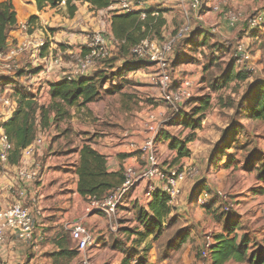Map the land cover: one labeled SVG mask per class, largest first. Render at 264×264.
<instances>
[{
    "label": "crops",
    "instance_id": "crops-1",
    "mask_svg": "<svg viewBox=\"0 0 264 264\" xmlns=\"http://www.w3.org/2000/svg\"><path fill=\"white\" fill-rule=\"evenodd\" d=\"M4 1L7 0H0V3ZM132 1L134 5L133 12H141L142 19L146 17L145 13L151 11H154L152 14L153 16L159 14L162 15V18L165 20V24L161 30L162 37L166 36L169 32H172L173 25L180 24V22L183 21L188 14V11L185 9L186 7L182 5L179 0ZM12 2L17 12L19 27L11 32L10 39L7 44V50L0 54V70L5 69V72L1 71L0 73H11L14 71L11 69L12 66L19 67L20 71L26 67L31 74H25L22 77H17L16 75L15 77H8L9 79H13L20 87L22 85L19 84V79H30V85L38 82V80H41L37 79V76L34 75L35 71L29 68L31 64H38V62H41L40 64H42V58L46 56L50 57L53 54L59 56V54H56V51L61 52L62 54L70 55L78 53L81 51L79 46L83 44L84 39H78L77 36L74 35L66 37L65 35L55 33L51 36V34L48 33V29L52 30L60 26L56 23L57 17L61 18L62 16L59 14L57 15L59 8L46 7L44 10L40 11L36 4V0H12ZM76 5L78 7L76 15L74 18L68 19L71 25L76 24L82 32H86L89 29L96 32H104L103 36L106 40V44L108 47H111L112 50L116 51L117 56L118 48L112 33L111 18L114 14H116L114 11H117L118 5L116 4L114 8L112 7L111 9L101 11L92 10L88 3H77ZM227 6L230 9H236L239 7L244 13L252 15L255 11H259L261 8L262 10L264 9V0H206L202 7V13L206 14V16L210 15L209 18L211 22H215L219 26L218 35L223 36V38H230L231 34L234 33L235 30H242L245 32L244 36L246 37V40L247 37H249L251 40H260L261 42L264 32L260 31L263 33L262 34L258 32L259 29H248V32L246 33V30L249 27V24L246 23V19H239L236 23L232 24L231 18L228 14H226L227 9L225 8ZM215 8L218 9L216 10ZM218 10L219 12H216ZM122 12L123 11H118L117 13L120 14ZM97 13L99 15H108V24L106 26L101 25V23L97 21ZM34 16L37 17L38 20L36 21V24L31 26V30L33 31L28 32V30H25L24 26L28 24L29 20ZM48 38L50 41H55L56 44L51 43L44 51L41 49V53H38V51L35 50V45L42 41L44 42V40H47ZM23 42H30L32 44L31 48L22 55L16 57L13 61L7 60L5 55H7L9 49L17 44H22ZM46 42L48 43V41ZM64 43L69 47L64 46ZM58 46H60L59 49H56ZM182 47L190 49L191 45L189 47H185L183 45ZM199 49L200 48L194 50V52H198H196V56L193 55V53H190L192 56L190 58L191 60H186L181 63H176L174 61L173 76L175 86L185 77L196 80L202 76V67L204 66V62L200 58L201 55L199 53ZM127 59L130 60L129 58ZM126 62V59L119 58V60L111 63L108 67L111 69V73H115L118 69H122ZM129 66L134 68L129 69ZM72 68L73 63L69 60L63 59L61 66L55 67V74L51 77V79H56V75H59V78L57 79H60L61 75H64L66 72H70ZM95 70L96 71L94 72L96 73L99 71V68H96ZM180 70H185L188 75L183 77L182 74H180ZM155 71L156 66L146 61L140 62L139 64L136 62L132 64L130 63L120 74V81L117 84L119 89L116 90V92L112 94H104L98 102L90 103L84 107H72L70 109V118L60 122L56 128L52 127L53 129L61 131L58 133L59 139L56 138L53 142L47 144L44 150L35 157L34 161L36 163L41 166L45 164V167L43 166L44 171L42 172V180L37 182L35 185L28 186L29 198L33 199L36 197L38 205L36 206L33 203H30L28 197L25 199V205L31 208L34 218L35 245L33 244L30 247V245L24 244L18 241L17 238L12 237L7 246L0 248V259L3 262L6 264H15L19 262L20 259L25 257L27 258L29 255H32V263L36 261L39 262L40 259H44V257L41 258L44 253L43 250L49 251L55 248V250L46 256L51 258L53 253L60 251V246L58 244L63 241L62 239H67V243H70V250H76L75 244L72 241L68 230L69 225L76 222H82L85 225L93 224L94 222L97 224L95 226L97 232L98 230H103L104 228L106 229L105 232L99 234L96 231H92L96 238L95 246L91 248L86 255L76 250L78 255L68 264H77L80 258V262L82 261V264H84L85 259H88L90 264H103L102 261L99 260L101 256H98L96 252L99 251L101 246L107 245L109 242V236L106 234L108 230V223L112 217L118 214L119 210L117 214L112 217L87 212L88 200L83 198L78 193L79 176L77 174V166L80 160V150L84 144H88L91 145L97 152L106 156L107 169L109 172L125 170L126 167L139 169L146 165L147 154L141 151L140 148L145 145L151 136H153L151 128L155 127L158 129L157 121H159L160 116L166 114L167 110L162 106H158L156 110L151 111L150 107H147V105L151 102L149 101L148 103V100L151 99H156L153 101L155 104H158V102L160 103L161 90L150 81V77ZM95 73H93V75ZM49 82L51 81L46 79L44 95L40 100L42 104H49L51 100L50 88L48 86ZM44 85L45 84L42 86ZM6 86L7 88H17L13 84ZM37 86H39V84H34V87L39 90V87ZM104 88L105 90L108 89L109 85L107 84ZM29 90L33 91L31 88H29ZM11 97L16 101L17 98L14 95L11 94ZM132 101L137 103L135 107H142L145 105L147 108H136L132 110L129 107V103ZM119 115L120 119L117 118ZM9 117L10 116L5 117L3 123L6 122ZM128 118H133V121L131 120L127 122ZM171 118H174V116H171L170 119ZM1 132H4L2 126L0 127V133ZM165 132L171 133L169 131ZM185 137L179 138L185 139ZM60 139L61 141H63V139L68 141L60 143V152L53 151L52 148L56 147V144ZM158 141L157 150H160V153L163 156L171 153V151L167 152L168 149L166 150V147L169 146V141L163 139L162 136ZM72 142L74 143V146L72 148H68L72 145ZM73 155L75 160L72 165H69L71 167H64L66 163L63 162ZM174 155L176 157L175 152ZM184 159L187 161L189 160V157L183 158L181 161L185 162L183 161ZM60 167L62 169H60ZM14 170L15 167L11 166L0 174V187L6 186L12 179H14ZM196 185H198V183ZM147 186V181L142 182L125 198L124 202L129 203L124 205L123 202L121 206L128 207L132 204V202H134L132 207H135V205L147 207L149 202V199L146 200ZM158 186H160V183H158ZM142 187L144 188L143 191L145 193L146 201H144V203L143 201H139V203L136 204V198L142 197L143 195L141 191H139ZM15 194L16 189H13L10 194L6 193L3 196H0V206L7 202H12ZM175 200L171 203L173 207ZM243 200H245V202L247 201L245 198ZM188 202L189 199L188 201L182 199L181 208L186 206ZM191 202L193 203V199ZM192 206L195 205L192 204ZM131 211L134 213V209ZM207 211L212 213L214 216L219 215L217 209L213 207H211V210ZM218 222L221 223V226L224 229L225 224L223 220L220 219ZM239 222V225H242L243 227L242 221L239 220ZM110 229L112 231L116 230L111 227ZM65 234H67L68 238ZM42 244L45 246L41 249L40 245ZM119 254L121 255L120 259L119 257L116 258L111 264L121 263L123 254ZM150 262L156 264L155 262Z\"/></svg>",
    "mask_w": 264,
    "mask_h": 264
},
{
    "label": "trees",
    "instance_id": "trees-1",
    "mask_svg": "<svg viewBox=\"0 0 264 264\" xmlns=\"http://www.w3.org/2000/svg\"><path fill=\"white\" fill-rule=\"evenodd\" d=\"M62 0H36V4L40 11L46 7L58 8ZM119 0H66V8L69 18H74L78 11L77 3H88L92 10L101 11L111 9L118 4ZM111 18V28L114 39L117 43L118 55L115 59H111L110 65L116 62L119 58L126 59L129 63L136 62L139 64L144 61H137L131 55V48L147 38L160 39L162 36V28L165 20L162 15L153 16V12L145 13L146 17L142 19L141 12H122L114 11ZM37 17H32L29 20L28 29L32 32L31 26L36 24ZM18 18L15 6L12 0H7L0 3V53L7 50V44L10 39L12 31L18 29ZM55 33V31H53ZM214 39V41H212ZM212 42V43H210ZM183 45L189 47L194 51L198 48L201 50L204 47L208 48L210 54L215 58L219 53L228 49L227 46L215 40V36L207 31L195 30L192 31L186 38H184ZM206 48V49H207ZM263 48V47H262ZM175 52V49H174ZM201 52V51H200ZM133 57V60L130 59ZM191 54L188 52L180 51L177 54L176 63L191 60ZM129 58L130 60H128ZM106 61V60H103ZM225 73L218 78L217 81L211 83V90L218 91L222 88L229 86L234 81H246L249 78V71L241 69L237 72L234 71L237 63L236 59L231 60ZM126 62V63H127ZM173 66V65H172ZM131 67V66H130ZM129 69H133L131 67ZM208 67V66H207ZM42 67L35 71L34 75L39 74ZM105 70V69H104ZM124 69H118L115 73H102L97 71L87 77H81L74 80L63 78L59 81L49 82L50 88V102L49 104H42L38 95L26 89V87L16 84L13 79L0 77L3 85L13 84L15 89L14 96L16 99L17 108L13 115L4 123L1 124L5 135L8 136L10 142L13 144V150L10 154L9 164L18 165L20 163L22 152L31 146L36 140L41 131H52L58 124L65 119L70 118V109L72 107H84L90 103L98 102L104 94H112L119 89L120 74ZM96 71V70H95ZM24 70H19L16 73L17 77L25 75ZM109 88L105 90V86ZM195 97V96H194ZM194 98L188 101L191 102ZM198 106L192 110L191 114H179L172 121L174 125L183 126L185 129L191 131L185 139L173 136L171 133L162 132L157 137V141L161 136L166 141H169V149L176 153V160L188 158L191 151L188 145L195 141L196 131L202 127V122L206 117V112L211 107V95L206 93L202 97L195 99ZM185 104V106H186ZM228 105V107H230ZM233 107L236 106V113L243 118L260 121L264 124V79H257L251 85L248 91L244 94L241 100ZM237 121H233L224 131L221 137V144L217 145L212 153L211 162L222 161L226 156L230 157L227 165L233 163V158L236 153H228V150L235 149L237 152L241 145L239 144L238 135L240 130ZM0 126V127H1ZM92 139V138H91ZM90 139V140H91ZM52 139L49 142H53ZM89 140V141H90ZM264 157L249 155L244 164L246 171H258V179L264 182ZM172 168H166L170 171ZM4 171L0 159V174ZM77 174L79 176L78 193L89 200L90 198L102 199L110 192L118 188L124 182V170L118 172H109L107 169V157L97 152L91 145L84 144L80 150V160L77 166ZM195 186L193 189V196L200 195L206 190L204 183ZM210 193V192H209ZM207 194V193H206ZM147 207L135 205L134 214L140 226L130 231L129 236L136 235L138 239L133 240V245L127 247L122 243H114L113 248L119 250L123 254V259L120 264H153L150 262L149 252L152 249L151 244H146L144 247L141 245L146 242L149 237H153L152 241H157L165 232L173 226L175 220L171 216L175 211L172 206L171 198L156 190L152 197L148 200ZM210 203V205L208 204ZM206 206L208 210L211 207L221 206L222 214L228 215L224 224L228 231L219 233L214 236V243L210 247V255L213 264H228L229 262H236L240 264H264V249L259 251H250V238L247 234L243 235L242 239L238 238L235 234L237 229L242 228L239 225V220L233 217V212L226 213L223 208V203L218 196L211 198ZM222 214L216 215L220 220ZM102 215V214H100ZM177 215H175V219ZM171 218V219H169ZM141 227V228H140ZM224 227V229H225ZM234 233V234H233ZM190 233L187 229L179 232V245L185 244L189 240ZM65 238V237H64ZM68 238V236H67ZM58 245L60 251L53 253L51 259L54 264H68L78 255L76 250H70V243L67 239H62Z\"/></svg>",
    "mask_w": 264,
    "mask_h": 264
},
{
    "label": "rangeland",
    "instance_id": "rangeland-1",
    "mask_svg": "<svg viewBox=\"0 0 264 264\" xmlns=\"http://www.w3.org/2000/svg\"><path fill=\"white\" fill-rule=\"evenodd\" d=\"M58 8L59 11L57 12V15L59 14L62 16L61 18L57 17L56 23L60 26L52 30L48 29V33H50L51 36L54 34L53 31H55V34L65 35L66 37L74 35L77 36L78 39H84L87 35H92L96 32L90 29L86 32H82L79 30L76 24L71 25L70 21H68L69 16L67 8L65 6ZM225 9H227L226 14H228L229 17L231 15H238L239 19H246V21L249 17L264 12V9L262 10L261 8L259 11H255L252 15H248L244 13L239 7L236 9H230L227 6ZM219 10L216 12H219ZM107 16L108 15L105 14H96L97 21H99L101 25L105 26L108 24ZM209 17L210 15L206 16V14L202 13V9L199 11L191 10L189 11L188 15H186L185 19L180 22V24L173 25L172 32H169L166 36H161L159 39L160 41H167L173 38L179 29H181L184 25L189 24L191 27L190 33L195 30L209 31L215 36V40L227 46L228 49H225V51L219 53L215 58H213V55L210 54L207 47V49L204 47V49L202 48L200 50V58L204 62V66L202 67V76L195 80L197 84L195 97L191 102L186 104V106L184 105L181 108H178V110H175L174 108L162 102L161 99L160 103L158 102V104L153 102L156 99L148 100V103L149 101L151 102L147 105V107L149 106L151 111L156 110L158 106H162L167 109L166 114L160 116L159 121H157L159 133L169 131L174 136L183 138L190 134L191 131L189 129H184L183 126L172 124V121L177 119L176 117L180 113L191 114L195 106H198V104L194 102L195 99L202 97L206 93L211 95V107L206 112V117L202 122L201 129L196 131L195 141L189 144V148L192 151L191 155L189 156V160L185 161L184 159L183 161L185 162H182V159L177 161L174 152L168 148L169 146L166 147V150L168 149L167 152L171 151V153L165 156L160 153V150H157V157L161 168H172L173 170L185 171L186 177L181 184V193L174 202L175 211L171 216V218H174L175 220L173 226H171L157 241H152L153 237H149L146 242L141 245V247H144L146 244H151L152 249L149 252V257L150 261L155 262L156 264H213L210 253L209 256L205 258L202 254V251L209 242L214 243V236L221 232L228 231L226 227L223 229L216 216L207 211L208 206L206 205H210L208 202L215 196L220 198L223 205L228 200H231L235 203V209L232 213L233 217L241 220L243 223V227L237 229L235 234L238 235L239 239H242L243 235L245 234L248 235L251 241L249 245L251 249L250 251H259L261 248L264 249V182L258 179L257 169L249 172L246 171V168H244V164L247 161L249 155L254 154L255 156L264 157V124L260 121L249 120L237 115L236 106H232V104L234 105L235 103L236 105L241 100L244 94L248 91L249 87L253 85L255 80L264 79V36H262L263 38L261 42L260 40H251L249 37H247L246 40V37L244 36L245 32L242 30H235L234 33L231 34L230 38H223V36L218 35L219 26L215 22H211ZM248 29L249 27L247 28L246 33L248 32ZM260 31L264 32V27L258 30V32ZM102 35H104V32H102ZM46 41H48V43ZM212 41H214V39ZM183 42L184 39L178 40L176 42L175 52L170 59V61L172 60L170 62L171 66L174 64L175 58L180 51L193 53V55L196 56L197 51L194 52L189 51L190 49L188 48L185 49L182 47ZM240 42L245 43L248 47V52L251 56V59L248 63H244L243 65L237 64L234 71L237 72L241 69H246L249 67H254L255 70L248 72L249 78L246 81H234L229 86L218 91L211 90V83L217 81L218 78H220L225 73L229 64L232 63L231 60L235 58L236 54L235 47ZM44 43L45 47L42 48L43 51L45 48L50 46L51 43L56 44L55 41H50L49 38L44 40ZM64 46H66L65 43ZM81 46L82 45H80L79 48ZM59 47L60 46H58L56 49H59ZM109 49V58L106 59V61L99 62L97 68H99V72L103 71L102 73H109L112 75L110 71L111 69L108 67L109 65L105 64H108L111 59H115L117 56L116 51L112 50L111 47H109ZM56 54H59V56L65 60L71 61L73 64L76 62L75 58L71 56L72 54H62L61 52L57 51ZM53 56L57 57L58 55L53 54ZM130 59L133 60V57L130 56ZM40 63L41 62H38V64H31L29 68L32 70H37L40 65H42ZM129 64L130 63L127 62L125 65L127 66ZM125 65L122 67V69L126 68ZM11 69L14 71L11 73H0V77H15L17 71H19V67L12 66ZM22 70H24L26 74H31V72L28 71L26 67H24ZM1 71L5 72V69L0 70V72ZM173 74L174 73L172 71V78L174 81ZM180 74H182L183 77L188 75L185 70H180ZM36 76L37 79H41L38 74H36ZM18 82L28 90L31 88L36 94H39V92L45 87L42 86L45 84L44 80H38V82L34 83L39 84V86H37L39 87V90L34 87V84L30 85V79H19ZM0 86L6 85L0 83ZM7 89L9 96H11V94L14 95V88ZM136 104L137 103L132 101L129 103V107L132 110L136 108H147L145 105L142 107H135ZM230 104L231 106L228 107ZM171 116H174V118L170 119ZM4 118L5 116L0 113V126L3 123ZM117 118L120 119V115ZM131 120L133 121V118H128L127 122ZM233 121H237L238 123L237 125L240 130V134L238 135L237 141H239L241 147L237 152H235V149L228 150V153H236L235 157L233 158V163L229 164V166L226 164L230 159L228 156L224 157L222 161H214L212 163L210 161L212 153L215 147L221 144L223 131ZM60 132V130L53 129L50 136L51 140L58 138V133ZM64 141L66 140H58L56 147L52 148L53 151L60 152V143ZM49 143L50 142L47 144ZM73 146L74 143L72 142V145L68 148H72ZM74 160V155L69 157L65 162H63L66 163L64 167H71L69 165H72ZM43 166L45 167V164L41 166L42 169H44ZM60 169L62 168L60 167ZM197 183H201L200 185L204 183V189L206 190L204 193H207L208 195V204H198L197 199L199 198V195L197 194L196 196H193V189ZM143 189L144 188L142 187L139 190L143 195L142 197L136 198V204L139 203V201H143L144 203V201L147 200L145 198ZM191 197L193 199V203L191 202ZM244 198L247 199L246 202L243 200ZM182 199L185 201H188L189 199V202L183 208H181ZM128 203L129 202H124V205ZM133 203L134 202H132V204ZM132 204L128 207L120 206L118 208V214L109 220L108 230L106 232V234L109 236V242L107 245L101 246L99 251L96 252L98 256H101L99 260L102 261L103 264H111L118 257L120 259L121 255L119 253L121 252L113 248L114 243H122L129 247L133 245V240L138 239V236L136 235L129 236L131 235L130 231L139 226L138 222L135 220V214L131 211L134 209ZM192 204L195 206H192ZM220 207L221 206L219 205L215 206L214 208L217 209L218 213L222 214ZM175 215H177V219H175ZM221 216V220H223V222L228 217L226 214H222ZM86 225L91 231L97 232L95 227L97 225L96 223L93 222V224ZM110 227L116 230L112 231ZM183 229H187L190 233V236L187 243L179 245L178 235ZM105 230V228L103 230H98L97 233L100 234L105 232ZM65 235L67 236V234ZM40 246L42 249V247L45 245L42 244ZM53 250H55V248L49 251L43 250L44 253L42 254L41 258L44 257V259H40L39 262L36 261L32 263V255H29L27 258L25 257L20 259V261L15 264H54V260L46 257ZM80 260L77 264H82V261L80 262ZM0 264L6 263L0 259ZM228 264L240 263L229 262Z\"/></svg>",
    "mask_w": 264,
    "mask_h": 264
},
{
    "label": "built area",
    "instance_id": "built-area-1",
    "mask_svg": "<svg viewBox=\"0 0 264 264\" xmlns=\"http://www.w3.org/2000/svg\"><path fill=\"white\" fill-rule=\"evenodd\" d=\"M179 1L186 7L185 9L189 13L191 10H201L206 0ZM117 5V11L131 12L134 8L132 0H119ZM64 6H66V0H62L60 3V7ZM114 7L115 6H113V8ZM215 9L217 10L218 8ZM230 18L232 24L239 20L238 15H231ZM247 23L249 24V30H256L264 27V12L249 17ZM28 24L24 26L26 31L30 28ZM190 32L191 27L189 24H186L179 29L173 38L167 41L147 38L131 48V55L134 56L137 61H146L156 66V71L151 75L150 81L153 85L160 88L161 101L175 110H178V108H181L194 98L197 90L196 81L189 77L183 78L175 86L172 78L173 67L170 64L176 42L186 38ZM31 46L32 44L30 42H23L22 44L12 46L7 55H5V58L9 61H13L16 57L29 50ZM44 47L45 43L42 41L35 45V50L41 53V49ZM80 48V52L72 54L76 61L73 64V68L70 72L61 75L60 79H57L59 75L55 76L56 79H51V77L55 74V67L61 66L63 59L60 56L54 57L53 55L50 57H43L41 65L42 70L39 73L41 80L46 82V79H49V81L55 82L63 78L74 80L87 77L95 71L99 62L108 59L110 56V49L106 44L102 32H95L92 35H87ZM235 51V59L238 65H243L250 61L251 56L245 43H238L235 47ZM246 70L252 72L255 69L254 67H249L246 68ZM44 86L46 87V83ZM45 87L37 94L39 101L43 98ZM7 91L8 89L6 86H0V113L5 117H11L16 111L17 104L16 101L9 96ZM151 130L153 131V136H151L145 145L140 148L141 151L147 154L146 165L139 169L126 167L124 170L123 184L102 199L90 198L87 205L88 213H97L110 217L116 215L118 208L123 204L125 198L144 181L148 183L146 190L147 200L152 197L157 189L167 194L172 202L179 196L181 193V184L185 180L186 172L173 169L166 171V169L160 167L157 157V137L159 135V130L155 127H152ZM51 132L52 131H41L34 143L23 150L20 163L14 165V179L6 186L0 187V196L6 193L10 194L13 189H16L13 201L0 206V248L7 246L12 237L17 238L18 241L27 245L34 244V218L31 208L25 205V199L28 197L30 203L36 206L38 205L36 197L33 199L29 198L28 186L35 185L42 180L43 169L34 159L44 150L46 144L51 140ZM12 150L13 144L10 142L8 136L5 135L4 132H1L0 159L4 171L8 167L13 166L9 164ZM158 183H160V186H158ZM207 197L208 195L203 192L199 195L197 203L205 205L207 203ZM223 208L226 213H231L235 209V203L228 200L225 202ZM68 230L78 252L86 255V253L95 246L96 238L84 223H71ZM212 244L213 243L209 242L202 251L205 258L209 256ZM84 264H90L89 260L85 259Z\"/></svg>",
    "mask_w": 264,
    "mask_h": 264
}]
</instances>
